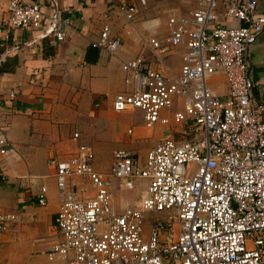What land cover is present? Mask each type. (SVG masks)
<instances>
[{"label": "built area", "instance_id": "built-area-1", "mask_svg": "<svg viewBox=\"0 0 264 264\" xmlns=\"http://www.w3.org/2000/svg\"><path fill=\"white\" fill-rule=\"evenodd\" d=\"M141 3L143 0H139ZM260 0H195L167 17V37H148L155 59L179 46L174 77L162 65L132 59L121 68L136 83L112 96L115 111L138 109L143 125L179 127L138 160L114 149L108 169H94L90 145L64 159L48 158L57 207L58 239L42 251L65 264H264V102L252 91L249 47L264 28ZM126 21L135 7L118 4ZM232 19L236 25L226 21ZM53 3L8 0L0 29H44L63 39ZM91 46L112 54L119 45L103 23ZM220 75L225 94L213 89ZM128 79H125L127 82ZM126 132L129 134L130 129ZM79 138L73 131L71 139ZM7 152L0 135V154ZM0 178L3 175L0 173ZM142 190L116 210L113 193ZM44 187L35 204H46ZM18 219L0 212V231Z\"/></svg>", "mask_w": 264, "mask_h": 264}, {"label": "crops", "instance_id": "crops-1", "mask_svg": "<svg viewBox=\"0 0 264 264\" xmlns=\"http://www.w3.org/2000/svg\"><path fill=\"white\" fill-rule=\"evenodd\" d=\"M33 1L53 3L59 9L63 39H55L44 29H0V135L7 143V152L0 154V212L18 215L13 229L16 233L0 231V259L5 258L7 246L8 264H65L48 261L42 253L58 239L52 225L57 197L48 158H66L61 152L68 142L74 144L70 150L79 142L90 145L93 167L100 172L108 169L114 149L122 148L138 160L144 156L162 137V128L154 136L156 126L145 127L141 118L139 126L126 127L120 136L110 122L118 112H124L112 108V96L129 93L136 86L121 66L135 58L147 66H155L159 60L165 76H176L181 63L180 47L155 59L147 39L163 41L167 37V17L193 9L196 2ZM7 2L0 0V16ZM118 4L135 7L132 20L124 19L117 11ZM258 8L264 14V0L258 2ZM226 22L237 24L232 19ZM103 23L109 25L110 34L118 37L119 45L112 54L90 44L97 39ZM248 53L252 91L264 102V28ZM214 79V91L224 95L221 76ZM127 129L131 130L129 134ZM73 131H78V140L71 139ZM42 187L46 204L40 207L35 200Z\"/></svg>", "mask_w": 264, "mask_h": 264}, {"label": "rangeland", "instance_id": "rangeland-1", "mask_svg": "<svg viewBox=\"0 0 264 264\" xmlns=\"http://www.w3.org/2000/svg\"><path fill=\"white\" fill-rule=\"evenodd\" d=\"M131 110L132 109H130V111ZM134 110H136V111L135 112H133V111L132 112H127V111L118 112L117 116H115L114 118H112L110 120V122H112V124L116 128L117 134H119L120 136H122V133H124L126 127L133 128L134 126H139L141 124V114H140L141 112L138 109H134ZM137 111L140 113L138 114ZM154 126H156V127L153 131V135L156 136L158 134V132H160L159 131L160 128H162V131H161L162 137L168 133H172L176 136L177 134H175V132L179 128L177 126H172L171 124H169L168 126L155 124ZM140 140L143 141L144 138H141ZM145 141L149 142L150 138H147ZM68 144L69 145L67 147H65L61 152L63 155L65 154L68 156V154L71 151L70 149L74 146V144H72L71 142H68ZM137 154L140 156L141 153L137 152ZM135 158H137V156H135ZM139 160H140V158H139ZM141 190H142V184L137 183L135 189L132 191H127V192L116 191V192H114L113 193V201H114V205H115L116 210H120L124 204H129V205L135 204L139 198ZM16 224H17V220L9 223L8 227L1 232L2 233H8V234L16 233V230L13 231ZM4 252H5V254H4L5 258L0 259V264H8L7 246L4 247Z\"/></svg>", "mask_w": 264, "mask_h": 264}, {"label": "trees", "instance_id": "trees-1", "mask_svg": "<svg viewBox=\"0 0 264 264\" xmlns=\"http://www.w3.org/2000/svg\"><path fill=\"white\" fill-rule=\"evenodd\" d=\"M93 60L95 59V58H92Z\"/></svg>", "mask_w": 264, "mask_h": 264}]
</instances>
